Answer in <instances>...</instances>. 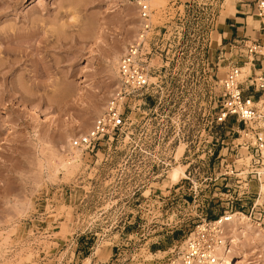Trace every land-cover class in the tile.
Returning <instances> with one entry per match:
<instances>
[{
    "label": "rangeland",
    "instance_id": "374dc122",
    "mask_svg": "<svg viewBox=\"0 0 264 264\" xmlns=\"http://www.w3.org/2000/svg\"><path fill=\"white\" fill-rule=\"evenodd\" d=\"M237 1L0 0V264H174L195 225L224 210L215 164L245 152V127L217 120L222 80L233 64L244 80L264 68L238 41L264 42L259 0L245 1L261 33H219ZM141 2L150 85L128 98L114 137L86 147ZM237 228L234 258L264 264L262 236Z\"/></svg>",
    "mask_w": 264,
    "mask_h": 264
},
{
    "label": "built area",
    "instance_id": "2783aa9c",
    "mask_svg": "<svg viewBox=\"0 0 264 264\" xmlns=\"http://www.w3.org/2000/svg\"><path fill=\"white\" fill-rule=\"evenodd\" d=\"M139 5L141 28L119 60L120 85L82 136L81 144L86 147L96 148L100 141L114 137L123 124V106L128 98L150 85L144 56L152 30V10L148 2ZM257 7L264 19V0H259ZM238 41L245 46L251 61L255 60L254 55L264 56V42ZM261 70L255 77L244 80L242 67L233 64L222 80L217 120L224 123L234 118L244 125L239 131L243 143L236 146L240 145L245 152L237 151L215 164L218 177L223 179L215 196H223L220 198L225 207L214 218L206 216L195 225L179 250L178 259L183 264H218L221 251L228 245L232 247L233 229L242 223L255 228L264 240V68ZM259 92L262 94L257 99Z\"/></svg>",
    "mask_w": 264,
    "mask_h": 264
},
{
    "label": "crops",
    "instance_id": "0c3cea01",
    "mask_svg": "<svg viewBox=\"0 0 264 264\" xmlns=\"http://www.w3.org/2000/svg\"><path fill=\"white\" fill-rule=\"evenodd\" d=\"M251 7L252 4L245 0H238L234 4L232 11L227 14L219 24V28L223 30L222 32H219L223 41L226 42L228 39L248 35L250 29L256 34L257 31H261V29L250 25V18L252 17Z\"/></svg>",
    "mask_w": 264,
    "mask_h": 264
},
{
    "label": "bare ground",
    "instance_id": "6f19581e",
    "mask_svg": "<svg viewBox=\"0 0 264 264\" xmlns=\"http://www.w3.org/2000/svg\"><path fill=\"white\" fill-rule=\"evenodd\" d=\"M243 75H245V73H242V77H243ZM75 151V150H74ZM179 174H182V169H181V167H175V169H174V171H173V173H172V178H175L176 176H178ZM237 226V225H236ZM233 231H234V235H235V241L237 242V243H240L241 242V236L239 235V233H240V230H239V228H235V229H233ZM242 232V231H241ZM241 234V233H240ZM234 250H233V248L232 247H230L229 245L228 246H226V249L225 250H223V251H221V258H220V260H219V263L218 264H243V258H238V259H235L234 258V256H233V254H234V252H233ZM179 261V259L178 260H175V262H173L174 264H176V263H180V262H178Z\"/></svg>",
    "mask_w": 264,
    "mask_h": 264
}]
</instances>
